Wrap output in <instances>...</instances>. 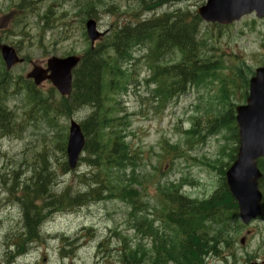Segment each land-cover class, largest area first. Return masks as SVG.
<instances>
[{
	"label": "rangeland",
	"instance_id": "1",
	"mask_svg": "<svg viewBox=\"0 0 264 264\" xmlns=\"http://www.w3.org/2000/svg\"><path fill=\"white\" fill-rule=\"evenodd\" d=\"M88 1L0 0V42L14 45L25 59L9 71L17 85L9 87L6 94L0 91V102L11 111L7 125L13 132L12 135L2 134L0 130V262L3 264L12 259L9 244H15L17 235L24 230L22 204L14 200L16 194L13 196L10 190L15 173L19 183L29 181L34 170L43 166L45 160L48 169L54 172L51 192L58 194L66 186L74 193L86 190L81 175L90 168L79 161L75 169L62 172L61 163L67 162V157L66 144L61 142L63 137L66 142L70 119L80 123L93 109L86 105L70 116L57 113L55 105L60 95L49 82H44L38 88L51 103L45 113L26 98L23 79L32 63L44 65L51 56L81 55L89 47L84 24ZM145 1L152 6L148 13L141 12L146 18L154 12H195L205 3V0ZM97 2L99 4L93 12L101 31L109 30L115 22L132 18L138 12L135 0ZM198 30L206 40L208 56L219 59L224 65L222 77L228 78V93L218 84L200 83L170 99L165 107H156L151 96L155 85L146 84L149 82L146 81L149 76L147 50L146 47H137L133 51L134 60L126 65L128 72L132 73L131 79L119 76L122 80L120 87L109 94L119 103L115 114L126 118L124 141L136 152V179L144 188L137 183L134 185L149 208L160 207L158 189L172 182L177 184L182 180L184 183L179 190L198 199L209 197L219 187L223 181L220 168L232 163L237 143L228 128L208 133L207 121L218 113L221 103L227 99L234 105L244 102L243 89H238L240 82L237 76H233L232 65H239L242 60L252 70L264 65V18L258 19L251 14L227 27L201 21ZM176 59L177 53L170 52L162 61L170 64ZM0 66H4L2 60ZM16 89L20 91L18 94ZM110 104H113L112 100L106 103ZM0 123L6 124V118L0 116ZM192 123L198 124L197 131L186 133L184 130ZM165 141L178 152L165 151ZM260 162L262 166L264 159ZM260 182L263 186L259 187L263 193L262 213L247 225L237 218L238 225L230 231L232 248L229 250L224 244V248H220L222 254L209 258L207 264H246L249 256L250 259L264 260V174ZM44 217L49 218L40 228V240L25 245L26 253L13 264H104L105 261L106 264H122L118 257L120 239L124 238L129 244L140 239V233L133 226L130 207L120 199H101L77 208L59 210L52 216L44 213ZM153 224L160 230L164 228L157 216L153 217ZM233 224L232 221L231 226ZM108 237L110 243L106 251L101 249L97 253L98 243ZM147 238L142 240L146 247L150 246ZM242 239L243 244L240 243ZM64 254L68 255L64 257ZM100 257L105 259L100 260Z\"/></svg>",
	"mask_w": 264,
	"mask_h": 264
},
{
	"label": "trees",
	"instance_id": "2",
	"mask_svg": "<svg viewBox=\"0 0 264 264\" xmlns=\"http://www.w3.org/2000/svg\"><path fill=\"white\" fill-rule=\"evenodd\" d=\"M97 1H88V16L95 13L93 9ZM135 1L139 12L133 18L115 22L101 42L83 52L79 65L73 70L70 96L61 98L55 105L56 112L64 115L86 105L93 109L81 122L86 137V156L81 157L80 161L90 168L81 175L86 190L74 193L66 186L58 194L51 192L54 172L48 169L45 160L43 166L34 170L29 181L21 184L15 175L10 190L13 196L16 194L14 200L22 204L24 228L17 235V242L27 245L40 240V227L48 219L44 213L52 216L59 210L77 208L97 200L120 199L129 205L133 226L140 233V239L132 244L124 238L120 239L118 257L122 264H206L210 257L222 254L220 248L224 244L232 246L229 242L232 240L230 231L237 226L236 202L224 182L209 198L201 200L185 196L179 192V184L169 183L158 189L160 207L149 208L134 185L137 183L144 188L142 182L136 179V152L124 141L126 118L115 114L119 103L109 94L120 87L122 80L119 76L124 79L126 73L123 65L133 59V50L137 46L148 48L147 65L156 85L151 90V96L158 108L165 107L170 99L184 93L190 84L218 81L220 89L229 92L224 79H221L220 72L224 65L219 59H211L205 51L206 40L198 30L200 19L196 13L178 10L142 18L141 12L150 10L152 6L145 0ZM170 52L177 53L176 61L163 63L162 59ZM236 71L242 94H246L248 77L242 67H237ZM1 72L5 71L0 69ZM9 83V74H0L1 92L6 91ZM26 88L27 97L33 106L47 113L51 106L48 96L31 84ZM111 100L113 104L106 105ZM233 105L229 99L221 103L219 111L225 109L224 112L219 114L217 110L218 113L207 121V126L210 129L208 133L230 129L237 143ZM6 113L2 111L1 114ZM197 126V123H192L185 132H196ZM61 143L65 144L64 137ZM164 145L165 151L178 152L168 142L165 141ZM236 150L237 147L234 152ZM234 158L232 156L231 159ZM61 170H69L66 162L61 163ZM220 170L224 173V167ZM154 215L161 219V226H164L162 230L153 224ZM232 221L234 224L231 226ZM146 236L150 242L148 247L142 242ZM109 243V237L101 240L97 245V253L101 249L106 251Z\"/></svg>",
	"mask_w": 264,
	"mask_h": 264
},
{
	"label": "water",
	"instance_id": "3",
	"mask_svg": "<svg viewBox=\"0 0 264 264\" xmlns=\"http://www.w3.org/2000/svg\"><path fill=\"white\" fill-rule=\"evenodd\" d=\"M253 10L257 16H264V0H207L197 9V13L205 21L227 24ZM85 27L91 46L105 34L97 29L93 19H88ZM1 53L7 69L21 61L10 46L2 45ZM79 61L80 57L77 55L63 58L54 56L48 59L47 69L34 66L27 77L33 78L37 85L44 79H49L61 95H68L71 91V70ZM235 111L239 146L236 159L226 171V184L238 203L242 221L248 223L260 211L261 193L257 188L260 172L256 160L264 156V68L256 70V75L249 81L246 104L237 106ZM84 142L80 125L71 120L66 147L67 161L71 169L77 164Z\"/></svg>",
	"mask_w": 264,
	"mask_h": 264
},
{
	"label": "bare ground",
	"instance_id": "4",
	"mask_svg": "<svg viewBox=\"0 0 264 264\" xmlns=\"http://www.w3.org/2000/svg\"><path fill=\"white\" fill-rule=\"evenodd\" d=\"M49 218V217H48Z\"/></svg>",
	"mask_w": 264,
	"mask_h": 264
}]
</instances>
